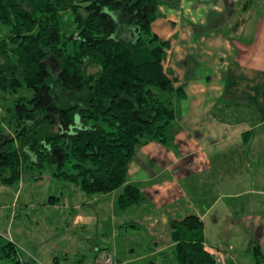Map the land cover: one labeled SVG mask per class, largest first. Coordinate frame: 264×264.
I'll use <instances>...</instances> for the list:
<instances>
[{"label":"crops","instance_id":"obj_1","mask_svg":"<svg viewBox=\"0 0 264 264\" xmlns=\"http://www.w3.org/2000/svg\"><path fill=\"white\" fill-rule=\"evenodd\" d=\"M150 32L169 42L163 67L175 117L165 140L145 137L128 165L126 184L145 200L121 210L123 187L88 195L70 186L63 202L49 196L38 205L62 207L66 226L82 232L97 229L98 209H112V255L89 241L91 259L74 257L73 264H98L101 254L117 264H177L169 223L187 215L202 221L216 264H249L252 244L264 254V0H158ZM26 202L21 211L32 207ZM120 236L136 240L140 253L120 246ZM8 241L26 264H36L21 254L22 239Z\"/></svg>","mask_w":264,"mask_h":264},{"label":"trees","instance_id":"obj_2","mask_svg":"<svg viewBox=\"0 0 264 264\" xmlns=\"http://www.w3.org/2000/svg\"><path fill=\"white\" fill-rule=\"evenodd\" d=\"M157 7L158 0H0V100L13 98L0 112L10 131L0 125L1 184L17 183L25 166L47 164L84 194L123 187L121 210L145 200L126 184L128 165L145 137L165 140L175 117L163 67L169 42L150 32ZM62 12L74 25L72 52ZM169 228L177 264H216L198 216ZM0 248V261L15 264V246ZM251 252V264H264L257 243Z\"/></svg>","mask_w":264,"mask_h":264},{"label":"rangeland","instance_id":"obj_3","mask_svg":"<svg viewBox=\"0 0 264 264\" xmlns=\"http://www.w3.org/2000/svg\"><path fill=\"white\" fill-rule=\"evenodd\" d=\"M67 15V12H62L61 34H65L68 40L69 33L73 30L74 25ZM154 29H159L157 23L154 25ZM151 32L154 33L152 30ZM65 48L68 52H72L70 40L66 42ZM50 64H52L55 73L57 71L55 64L53 62H50ZM23 92H25V89L20 88L14 97ZM12 99V97H9L7 102L0 100V112L11 104ZM0 125L4 127L3 129L9 136L10 131L6 129V122L0 119ZM258 132L264 135V126ZM53 171L54 167L47 164L43 165L41 169H38L37 166L30 168L25 166L17 183L10 186L0 183V246L10 239H22L27 250L21 249V254L26 258L33 256L36 264H73L75 259L83 256L91 259L92 253L88 248L89 241H96V247L112 255L110 233L112 209L105 210L108 206L103 211L98 209L102 212L98 210L96 212L98 216L97 229L94 230L91 227L90 231L82 232L80 229L66 226V222H63L66 212L62 207L53 212L38 205L42 199L47 200L49 196L60 197L63 202V198L68 195V187L77 186L73 183L56 179L52 175ZM119 191L120 189L116 192ZM26 200L29 201L32 207L27 206L24 212L20 210V205L21 203H27ZM236 202L237 200H230L229 204L233 206ZM115 209L118 210L117 206H115ZM102 233H106L108 236L102 239ZM84 238L88 239V242H85ZM116 241L120 246L123 245L124 248L129 244L135 249L136 253H140L137 252L141 248H138L139 243L136 240L120 236L116 238ZM55 246H59V249L55 248ZM64 249L69 250L68 259H64ZM1 253L0 248V255ZM14 256L15 259L20 257L18 252ZM54 257L60 258L59 263L53 262ZM250 258V262L243 263L251 264L253 262L252 255ZM150 259L155 260V258H149L136 264L146 263ZM0 262V264H8L7 260ZM9 264H12V262H9ZM217 264H220L219 261Z\"/></svg>","mask_w":264,"mask_h":264},{"label":"built area","instance_id":"obj_4","mask_svg":"<svg viewBox=\"0 0 264 264\" xmlns=\"http://www.w3.org/2000/svg\"><path fill=\"white\" fill-rule=\"evenodd\" d=\"M15 264H26L20 257L16 258ZM98 264H117L109 254H101L98 259Z\"/></svg>","mask_w":264,"mask_h":264},{"label":"water","instance_id":"obj_5","mask_svg":"<svg viewBox=\"0 0 264 264\" xmlns=\"http://www.w3.org/2000/svg\"><path fill=\"white\" fill-rule=\"evenodd\" d=\"M1 147V146H0Z\"/></svg>","mask_w":264,"mask_h":264}]
</instances>
